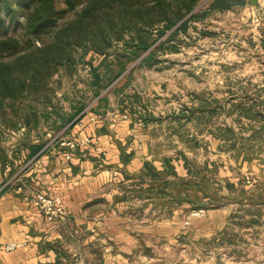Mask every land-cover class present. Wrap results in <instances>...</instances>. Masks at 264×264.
Returning <instances> with one entry per match:
<instances>
[{
    "label": "rangeland",
    "instance_id": "1",
    "mask_svg": "<svg viewBox=\"0 0 264 264\" xmlns=\"http://www.w3.org/2000/svg\"><path fill=\"white\" fill-rule=\"evenodd\" d=\"M214 1L201 0L199 19L189 20L169 41L164 37L171 30L160 37L150 49L159 43L160 47L149 59L142 60L150 49L131 58L119 44L109 56L97 57L95 66L100 69L102 83L95 89L87 66L52 79L54 109H41V114H51L41 122L51 130L49 139L54 140L69 124L79 128L96 123L147 124L145 132L154 156L185 157L186 178L169 182L164 196L146 197L140 214L147 219L142 224L128 222L126 229V222H117V234L121 227L126 233L129 230L132 241L121 242L132 254L123 258L125 263L114 264H264V185L247 171L231 170V176L240 177L242 183L239 188L228 187L229 182L218 171H228L233 163L235 169L240 166L230 150H221L210 141L211 132L218 133L219 126L229 125L237 133L233 138L237 146L244 143L243 138L252 143L251 127L244 124H263L240 118V111L229 106L243 102L255 108L254 102L264 101V5L257 8L252 0ZM215 100L223 109L213 114L194 111L189 116V109ZM57 124H62L60 130ZM70 128L57 137H63L65 145L74 138L68 133ZM17 135L15 130L9 131L1 137V145L11 146ZM260 141H264L263 136ZM215 156L220 160L208 165L206 160ZM252 156L253 161L264 158V144L257 146ZM257 190L263 193L261 198H251ZM237 193L239 200L234 199ZM180 194L208 202L204 214L195 215L200 208L178 200ZM139 197L132 196L135 201ZM225 206L231 211L224 228L208 229L204 224L200 232L192 226L206 216V210ZM134 211L129 210L132 217L138 213ZM161 222L164 225L157 227L161 235H157L154 227ZM104 245L107 247V241L95 242V250Z\"/></svg>",
    "mask_w": 264,
    "mask_h": 264
},
{
    "label": "crops",
    "instance_id": "2",
    "mask_svg": "<svg viewBox=\"0 0 264 264\" xmlns=\"http://www.w3.org/2000/svg\"><path fill=\"white\" fill-rule=\"evenodd\" d=\"M251 2L257 8L264 5V0ZM83 127L74 124L68 133L74 136L71 141L87 138L90 145L85 147L80 143L71 148L63 144V137L49 139L51 130L47 124L27 132L19 128L11 146L4 147L0 142L4 149L0 161V264H114L121 260L125 263L132 250L122 243H130L132 238L129 230L126 233L122 227L117 234L116 224L126 222V229L128 222L142 224L147 219L140 214L149 195L146 190L160 180L151 181L143 176L144 164L148 163L159 174L172 167L176 177L167 173L164 178L168 183L187 176L184 162L176 155L154 156L150 152L147 124L96 123ZM210 141L217 147L220 143L214 137ZM40 145L41 150L33 155L34 148ZM252 157L237 159L232 154L240 168L235 169L233 163L228 171H218L229 182L228 187L239 188L242 183L240 177L231 176V170L247 171L264 185V158L253 161ZM218 160L215 156L206 161L215 165ZM39 192L59 198L65 217L47 221L33 205V196ZM135 194L140 196L139 201L132 198ZM262 195L257 190L250 197L260 199ZM239 198L237 193L234 199ZM130 209L138 213L132 217ZM230 211L228 206L206 210V216L196 219L192 226L199 227L196 231L200 232L204 224L208 229L224 228ZM158 225L164 223L155 225L157 235ZM98 241H107V247L95 250ZM12 243L18 247L5 251Z\"/></svg>",
    "mask_w": 264,
    "mask_h": 264
},
{
    "label": "trees",
    "instance_id": "3",
    "mask_svg": "<svg viewBox=\"0 0 264 264\" xmlns=\"http://www.w3.org/2000/svg\"><path fill=\"white\" fill-rule=\"evenodd\" d=\"M200 2L0 0V140L9 131L16 132L21 127L25 132L35 129L48 118L47 115H51L41 114V109L46 111L53 108L55 88L51 83L54 76L71 75L79 66H87L92 75L90 85L95 89L102 83L100 69L95 66L97 57L109 56L117 44L122 45L131 58L141 56L168 31L171 30L164 37L165 41L184 29L189 20L199 19L197 7ZM217 2L214 1L215 4ZM159 47L160 43L150 49L142 60L152 57ZM112 81L104 84L101 90L106 89ZM211 104L214 106L207 108ZM252 106L255 108L243 102L229 106L232 110L240 111V118L263 123L258 126L244 124L251 127L252 143L243 138L244 143L237 146V140L233 139L237 133L229 125L219 126L216 130L218 133L211 132L220 141L219 149L230 150L237 159L250 160L255 148L264 144V141H260L264 137V101L254 102ZM220 108L223 109V105L215 100L189 109L188 114L192 116L194 111L199 110L213 114ZM60 125L55 127L59 128ZM253 140L259 141L254 143ZM42 147L36 146L33 155ZM180 155L186 163L185 157ZM3 157L4 149L0 145V161ZM169 168L170 171L159 174L148 163L144 164L143 176L151 181L160 179L156 181L157 184H150L147 193L160 197L167 193L165 186L168 181L164 176L169 173L176 177L174 169Z\"/></svg>",
    "mask_w": 264,
    "mask_h": 264
},
{
    "label": "built area",
    "instance_id": "4",
    "mask_svg": "<svg viewBox=\"0 0 264 264\" xmlns=\"http://www.w3.org/2000/svg\"><path fill=\"white\" fill-rule=\"evenodd\" d=\"M67 128L68 126L62 129L58 133L57 137L61 136V134H63V132L66 131ZM85 142H89L87 138L80 140V141L68 142L67 144L70 145L71 147H74V146H77V144H80V143L82 144ZM63 144H66V143H63ZM33 205L43 214L45 219L49 222L53 221V219L55 218L65 217V211L61 205L60 199L57 197H51L42 192H39L33 196ZM200 214L201 215L204 214V209H198V211L195 212V215H200ZM17 247H18V244L12 243L5 247V251L10 252L16 249Z\"/></svg>",
    "mask_w": 264,
    "mask_h": 264
},
{
    "label": "water",
    "instance_id": "5",
    "mask_svg": "<svg viewBox=\"0 0 264 264\" xmlns=\"http://www.w3.org/2000/svg\"><path fill=\"white\" fill-rule=\"evenodd\" d=\"M177 199L178 200L183 199V200L189 201V202L193 203L195 205V207L200 208V209H204V208L208 207V203L206 201H201V200L194 198V197H186L183 194L178 195Z\"/></svg>",
    "mask_w": 264,
    "mask_h": 264
}]
</instances>
